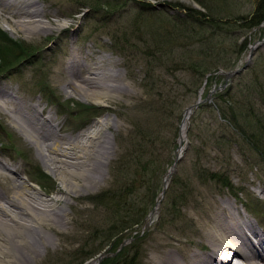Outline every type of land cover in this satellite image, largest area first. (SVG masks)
Instances as JSON below:
<instances>
[{
    "label": "rangeland",
    "instance_id": "1",
    "mask_svg": "<svg viewBox=\"0 0 264 264\" xmlns=\"http://www.w3.org/2000/svg\"><path fill=\"white\" fill-rule=\"evenodd\" d=\"M32 1L29 10L40 11L37 17L0 6V32L32 51L0 74V89L11 94L0 98V203L8 206L21 175L28 193H42L40 205H51L55 214L49 222H34L26 234L38 236L14 246L11 264H93L100 255L115 264H153L165 250L162 243L173 238L189 249H166L177 258L205 253L198 245L201 213L215 206L208 210L202 200L235 202L264 231V158L247 139L252 133L253 140L264 138V21L244 30L233 18L250 20L264 0H202L221 22L220 30H204L207 54L200 25L187 18L207 11L199 0ZM184 19L197 30L193 38L181 31ZM22 21L37 28L27 32ZM244 40L247 49L238 50ZM238 51L231 70L239 72L227 77L229 69L212 67L235 61ZM100 64L107 72L99 85L108 94L96 102L74 90L73 75L84 83L82 77L92 75L87 70ZM200 98L171 171L184 114ZM20 104L53 116L78 154L85 155L81 146L90 144L84 177L69 181L67 170L84 167L66 165L62 156L56 168L47 165L39 147L46 153L50 141H32L12 122L9 111ZM90 128L95 139L87 138ZM113 233L117 240L108 242Z\"/></svg>",
    "mask_w": 264,
    "mask_h": 264
},
{
    "label": "bare ground",
    "instance_id": "2",
    "mask_svg": "<svg viewBox=\"0 0 264 264\" xmlns=\"http://www.w3.org/2000/svg\"><path fill=\"white\" fill-rule=\"evenodd\" d=\"M35 3L32 0H24L22 3H14L12 0H0V6L6 7L15 11L17 13L27 14L28 17H37L40 11L32 13L29 10V6L33 7ZM35 22L37 20H34ZM32 21V22H34ZM32 22L22 21L19 24L21 29H25L27 32H31L37 28V24H31ZM82 64V63H81ZM84 66L79 65V68ZM95 70H87L88 76H83L81 81L75 78L73 75V80L75 81L76 87L74 90L83 93L88 99L96 102H101V97L108 94V87L99 85V82L102 81L103 75L107 72L103 64L94 68ZM100 74V75H98ZM74 81H71L74 82ZM86 84V85H84ZM7 92L6 93L4 92ZM6 89H0V98L9 97L11 94ZM200 100H202L200 98ZM9 101V100H8ZM10 102V101H9ZM0 105L4 104L0 100ZM2 106V107H3ZM10 115L12 122L16 124L22 131L29 137L31 140L44 139L46 142L50 141L46 148L47 152L45 153L39 147L42 156L44 157L45 162L50 165L57 164V156H62L65 159L63 163L70 166L84 167L81 170L69 169L68 174L69 181L73 182L72 177L79 175L80 177L85 176V172L88 171V164L86 159L88 157V147L89 143H85L82 147L86 151L85 155L78 154L74 149L76 144L71 139H68L65 136H62L58 132V125L53 123V116L48 115L43 117L42 114L37 111V109L29 107L26 104H20L19 108L10 109ZM192 114V109L186 110L184 114V119L181 125V136L180 142L181 145L178 149L179 154H182L184 151V142L186 138V131L189 126V118ZM103 121H98V125H102ZM107 123V120L105 121ZM30 124V126H27ZM49 128V129H48ZM91 129V128H90ZM93 132V133H92ZM48 133V135H45ZM98 133L96 130H89L87 133V138L92 137L95 139ZM48 136V137H47ZM59 139H67L63 144L59 142ZM90 139V140H91ZM91 142V141H89ZM82 159L78 161V159ZM48 165L49 167H51ZM56 168L57 165H54ZM53 168V167H52ZM85 171V172H84ZM22 183L18 184V188L15 192L14 198L9 199L8 206L0 203V264H11L14 262L15 253L14 246H20L24 243H32L38 235H31L28 239L27 231L31 227H35L36 224L49 222L48 215H53L52 206L40 205V203L45 202L43 199L42 193H28L27 188L24 186L26 179L20 175ZM169 175L166 177L165 186L169 184ZM74 183V182H73ZM31 188H35L36 185L30 184ZM17 187V186H16ZM29 197V198H28ZM162 194L160 195V198ZM213 198V196H212ZM41 199V200H40ZM40 201V202H38ZM1 202V200H0ZM202 206L211 209V206H215V209L212 210V213L208 211H203L201 213V226L203 232L199 231L200 238H203V241H199L198 245L200 248L206 250L205 253H185L182 257H176L175 250L166 249L173 246L176 249L187 252L189 249L181 244V240L176 239L179 244H175L173 239H170L167 243H162L161 247L165 249L159 256L154 255L153 264H232V255L239 257L242 261L241 264H264V231L259 230L257 223L254 224L250 219L243 217V215L235 209V202L224 201V203L216 204L215 200H202ZM15 207V209H13ZM159 209V205L154 209L150 219L154 216V213ZM213 214V215H212ZM242 225H245L246 229L249 232H252L257 237V242H247L243 237V234L248 236L247 231H241ZM166 242V241H164ZM95 264V262L93 263Z\"/></svg>",
    "mask_w": 264,
    "mask_h": 264
},
{
    "label": "trees",
    "instance_id": "3",
    "mask_svg": "<svg viewBox=\"0 0 264 264\" xmlns=\"http://www.w3.org/2000/svg\"><path fill=\"white\" fill-rule=\"evenodd\" d=\"M199 1L201 2V4H203L204 7H206L207 11L202 12L200 10H195L196 14L192 15V14L188 13L189 15H187V18H191L193 20V22H196L200 25L201 32L199 33V35H204L203 37H200V42H202L204 38L209 41V39L206 37L204 30H209L212 28H215L214 31L216 29L220 30L221 29V26H220L221 22L217 20V16L215 15V13L211 12L210 7H208L206 5V3H203L202 0H199ZM106 2L109 3L111 1L107 0ZM254 16L250 20H249V16H238L237 15V16H234L233 18L236 21V25L238 24V22H241L239 26L242 27V29H244V30L249 29V27L257 26L261 22L264 21V7L259 8ZM177 17H180V15H177ZM181 20H183L182 17H181ZM183 22H184V27L181 31H183L187 34H189L191 32L190 36L193 38V34H196L197 30L195 28L190 30V27L188 26V23H189L188 19H184ZM239 26H238V28H240ZM170 38L174 39L173 36H170ZM0 39H1L0 40V73H3V72H6L7 70H9L11 67H13L16 64L14 61L15 57L16 58H20V57L22 58V57L29 55L31 53V48L27 45H23L22 43L11 39L10 37H8L7 35L2 34V33L0 34ZM175 41H178V39H176V37H175ZM202 44H203L202 53L207 54L208 53L207 49L209 48V45L205 41H203ZM247 44L248 43L245 40H244V42L240 43L239 45H237V43H236V45L238 46V50L239 49L244 50L247 47ZM222 50H223V52L225 51L224 48H222ZM17 51H18V53H17ZM238 53L241 54L242 52L241 51L237 52V57L235 60H237L238 56H240V54H238ZM216 63L217 62L212 63L210 66H212ZM233 65H234V61L229 62V63L228 62L222 63V65L220 63V65H214L212 67L213 68H217V67L231 68ZM213 68L206 69V70L204 68H201V70H203V71L205 70V72H208L210 70H213ZM199 70H200V68H199ZM253 137L255 138V133L250 134L249 137L247 136V139H249L252 147L256 148L264 156V138H259V139L253 140ZM42 175L44 177H47L43 172H42ZM111 201H114V200L111 198ZM115 234H117V233H115ZM115 234L114 233L110 234L107 241L108 242L113 241V239L117 236ZM79 264H81V263H79ZM102 264H115V263H114V261H112L111 259L108 258L107 260L103 261Z\"/></svg>",
    "mask_w": 264,
    "mask_h": 264
}]
</instances>
